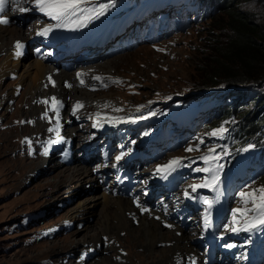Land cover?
<instances>
[{
  "label": "rangeland",
  "instance_id": "rangeland-1",
  "mask_svg": "<svg viewBox=\"0 0 264 264\" xmlns=\"http://www.w3.org/2000/svg\"><path fill=\"white\" fill-rule=\"evenodd\" d=\"M242 7H246L252 13V20L260 23L264 22V0H255L247 5L242 4L240 8ZM215 14L217 17L222 16L224 11L219 13L218 10ZM223 23V18L219 20L209 18L198 25H194L193 28L187 31L175 33L172 41H169L164 46L165 53L157 52L149 45H141L119 56H113L115 58L110 57L116 64L113 72L131 77L137 81L138 86L136 88L138 93H129L127 91L133 81H130L128 85L114 86L107 91L92 93L95 96H102L112 92L117 101L128 103L150 100L157 96L159 91L175 93L177 91L186 92L190 90L200 75L208 76L209 72L206 71L207 68H205L204 62L211 63L213 57L217 56L216 51L222 43L226 42L227 36L231 32L230 27L225 26ZM213 24H223L224 26L222 25L220 29H216L212 35H209L206 30L211 29ZM21 27L28 34L29 27ZM6 52V50L0 52V60L1 57L3 58L6 55ZM30 60L29 55H26L25 62ZM16 81L17 77L10 78V75L3 77L0 84V97L4 96L6 90L11 89ZM260 92H264V90L262 89ZM14 100L15 103L4 101L0 105V119L2 120L0 126V264H69V261L66 262L65 260V257H68L67 253L71 256V258L69 257L71 261L80 255L82 249L88 248L89 246L86 245L90 244V242L94 244L93 240L80 242L77 246H73V250H71L72 240L74 238H83L88 233V225L91 224L90 232L97 230L101 206L96 204L99 215H90L86 223L87 226L75 235V230L73 229L78 225V220L76 219L75 227L71 231L63 230L52 239L42 238L40 241L33 242L32 235L38 227V229H41V227L45 228L51 224L61 223L64 218L71 219L68 216L74 210L73 206L93 193L90 190L93 184L85 183L83 191L80 188H74L70 191L73 195L62 198L65 194L63 193L65 187L64 183L61 182L65 177L58 176L59 172L81 163L77 160L74 163L63 165L52 161L48 164L45 163L48 168L44 167L41 172V165L38 164L42 160V155L32 157L29 155V150L33 144L37 143L39 138H47L46 136L50 134L48 124L42 120V108H40L41 112L36 115H40V117H36L38 121H35V116H30L35 122L30 121L32 125L28 124L30 125L28 128L24 127L27 124H23L22 121L24 117H28L31 103H37L42 98L40 96L32 99V96L25 90L24 86L21 89V93L17 96L15 95ZM8 105L13 108L10 112L8 111L10 109ZM154 111L155 108H151L148 113ZM156 116L160 118L161 114ZM37 122L40 123V126L35 129L40 131L42 128L45 129L43 132L46 136H35L33 130H35L34 124ZM240 132L241 134L244 133V131ZM29 140L31 141L28 142ZM184 154H188V152L181 155ZM67 172L69 173V170ZM56 184H58L57 187ZM99 188L102 189L100 185H97L94 189L99 191ZM53 192H57L58 199L52 196ZM68 197H71L73 201L59 212H55L60 203L66 201ZM41 208L48 211L45 218L32 224L27 229L14 227L22 220L23 213ZM256 215L255 212L248 213L247 220H251ZM64 222L49 228V231H54L58 226L63 225ZM176 228L177 226H173L168 229L174 231ZM178 231L175 230V234L181 235ZM120 235L121 237H126L125 243L122 241L114 242V238H111V240L108 237L109 244H114L113 250H104L103 253L100 250L87 264H105L104 255L107 256L109 264H155L151 258L145 257L144 259L137 254L143 253L144 248L134 245L131 236L127 235L126 230H120ZM105 236L104 234L102 239ZM192 237L196 241L198 234H192ZM259 239L264 242V238ZM163 243H171V241ZM81 245H84V248L79 251ZM181 262V264H184L182 259Z\"/></svg>",
  "mask_w": 264,
  "mask_h": 264
},
{
  "label": "bare ground",
  "instance_id": "bare-ground-1",
  "mask_svg": "<svg viewBox=\"0 0 264 264\" xmlns=\"http://www.w3.org/2000/svg\"><path fill=\"white\" fill-rule=\"evenodd\" d=\"M24 35H27V33L23 27H18L12 23L0 24V52L2 50L7 51L6 55L3 58L1 57L0 60V84L1 79L5 76H17V81L15 85L12 86L11 89H7L5 95L0 97V105L4 101L10 102V99H14L15 93H17L19 86H25V90L30 94V96H32V99L34 97H39L40 95L58 91H61L65 94H70L75 98L81 97L84 100H87V102L91 103H93V101H96L98 97H100V95L95 96L92 92L88 91L87 89H84L83 86L65 89L63 85L57 84L56 87L49 88V90H46L44 88V85L47 81L46 75L47 73L53 70L54 66L52 64L46 62L45 59L39 57L31 58L29 62H25L26 56L22 58L17 57L13 59L12 53L15 54V49H13V42L17 38ZM121 54L122 53H119L113 56L116 57ZM98 66L104 72H113L114 68H116L115 61L112 58L110 59V57L94 66L95 74H99V71L97 69ZM88 75L89 74H87V76ZM63 77L69 78V75L65 74L61 78ZM113 95L114 94L112 92H109L108 95H102L101 97L115 99ZM9 106L10 105H8V108H10ZM40 108L41 107H39L36 103H31V110L28 112L29 115L28 117H24V119L28 120L30 119V116H35L36 119V115L41 112ZM35 121L38 120L36 119ZM29 126L30 125L28 124L24 125V127L27 128ZM37 126H40L39 122L34 124V129L38 128ZM44 130L45 129L43 128L41 129V131ZM33 131L35 132L36 136L41 135L40 130L35 129ZM71 132L74 133L75 129H72ZM38 165H41V172L44 170V167L48 168V166L43 161H40ZM67 170H69V173L67 172ZM58 176L65 177V179H63L61 182L64 183L65 187V191L63 192L65 194L64 196H62V198H64L65 196L67 197L73 195V193H70V191L74 188H80L81 191H83L85 188V183L93 184L90 188L93 193L83 198L76 205H74V210L69 213L70 215L68 217H71V219L78 220V222H80V225L84 224L82 229L78 225L76 226V228L73 229L75 230L74 235L87 226L86 223L88 222L90 215L96 214L98 216L99 214H101L98 219L99 227L97 228V230L95 229L94 231L92 230L90 232L89 228H91V224L88 225V233L84 235L83 238H74V240H72L71 250H73V246H77L80 242H87L93 240L94 244H91L90 242V244L86 245L89 246V248L91 246H95V244L99 240L103 243L105 242L104 239H102V236L104 234L107 235L110 239L114 238V242L122 241L125 243L126 237H121L120 230H126L127 235H130L132 238V243L134 245H139L144 248L143 253H137L140 257L144 259L145 257H149L152 261H154L155 264H181L182 257L185 256L187 252L195 248V245L191 241L193 237L189 235L188 232L183 231L181 235L175 234V230L181 229L176 228L174 231H172L168 228H165L161 224V220H165L164 218L158 221L153 216L150 217L148 213H145L143 215L139 214L138 226L135 225L133 223V219L129 217V214L132 212V210L136 209L131 205V199L128 197H120L113 196L112 194H107L104 192V190L100 188L99 191L94 189V175L91 173V169L88 165L76 164L73 167H69L66 170L60 171ZM57 186L58 184H56V187ZM52 196L57 199L59 198L57 192H53ZM96 204L101 206L99 214L98 209L96 208ZM127 211L129 212V214L127 213ZM64 221L68 222L70 221V219L68 220L66 218ZM168 241H171V244L169 246L167 244L163 245V242ZM113 246L114 244H109V242L108 245H106L105 247L103 245V247L101 248L102 253L104 250H113ZM82 248H84V245L80 246L79 251ZM103 260H106L105 264H109L106 255L103 256Z\"/></svg>",
  "mask_w": 264,
  "mask_h": 264
},
{
  "label": "trees",
  "instance_id": "trees-1",
  "mask_svg": "<svg viewBox=\"0 0 264 264\" xmlns=\"http://www.w3.org/2000/svg\"><path fill=\"white\" fill-rule=\"evenodd\" d=\"M252 1L255 0H211L214 12L199 23L209 18H223V24L230 27L231 32L226 42L216 51L217 56L213 57L211 63L204 62L208 76L200 75L190 90L177 91L175 94L189 95L198 91L226 88L230 93L220 90L219 95L231 98V103L220 108L216 117L236 113L241 119L239 130L244 131L243 137L247 139L255 136L264 142V92H260L264 90V22L252 20V13L246 7L240 8L242 4L247 5ZM218 10L219 13L224 11V14L215 16ZM223 24H213L206 31L212 35ZM217 125L216 120L210 124L211 127ZM259 183L264 185V176Z\"/></svg>",
  "mask_w": 264,
  "mask_h": 264
},
{
  "label": "snow or ice",
  "instance_id": "snow-or-ice-1",
  "mask_svg": "<svg viewBox=\"0 0 264 264\" xmlns=\"http://www.w3.org/2000/svg\"><path fill=\"white\" fill-rule=\"evenodd\" d=\"M10 0H0V13L4 12L6 4H8ZM12 2L19 4L21 0H12ZM23 2H28V0H23ZM33 4L36 5L38 11L40 13H43L44 15L50 17L51 19L57 21L56 24H48L44 28L40 29L37 32V35L41 36H47L54 28H61V27H69L70 25H74L75 27L79 28L84 26L85 20H91L98 18L100 15L104 13V11L107 10L108 5H100L99 7L93 6L91 9L84 7V5L89 3V0H31ZM20 12H27L29 9L25 7H19L18 9ZM87 13V15H84ZM75 18V19H74ZM9 22V19L7 15H0V24H7ZM23 45L17 41L16 42V48L21 49ZM20 53L17 52V55ZM96 80H101V77L97 76L95 77ZM54 83V82H53ZM81 83L83 84L84 81L81 80ZM70 87V85H69ZM51 101L54 104L53 111L57 112L58 116V106L60 105V101L56 99V97H51ZM44 103H48V100L43 101ZM151 103V102H150ZM78 107H82L78 103ZM143 107V106H140ZM150 115H155V113H149ZM47 115V113H45ZM140 118H146V117H140ZM134 122V121H133ZM54 129H49V131H53ZM227 129L220 127L218 129L213 130L212 132L208 133L210 136H219L225 133ZM147 134V133H145ZM51 143H56V141H51ZM204 141L200 140V144H203ZM249 148L254 147V145H249ZM199 149V144L194 147H188L186 151L192 152L197 151ZM248 149H244V151H247ZM215 152V148H209L208 154L202 155L199 157V159L203 160L206 164H208V167L203 168H196L194 169L196 172H203V173H209L210 176H205L203 178V181L201 183H194L190 185L191 193H195L200 188H210L214 191H219L218 185L220 183V170L223 168V165H219L216 162L220 159V154L217 153L216 155H211ZM125 153L122 151L120 155H117L115 159L117 161H120ZM184 158L176 157L168 161L166 164L158 165L156 168V173L160 174L162 178L167 179V176L171 174V172L176 170L177 166L181 165V161ZM191 193L185 191V196H191ZM239 195L242 198H246L243 200V203L247 205L249 202H251L252 207H244V208H236L234 210L235 213H238L240 216H247L250 212H255L257 215L253 217L251 220H245L246 227H231L232 232H238V231H250L253 228L258 227L259 225H264V187H260L258 189H252L249 192H240ZM194 198V197H193ZM203 203L207 205L206 209V216H205V227L208 226L207 224V212L208 209L212 206V201L208 200L207 198H204ZM144 211H148V209H143ZM159 219V217H157ZM237 223V221L234 218V224ZM168 227H171V225H167ZM234 245H227V247H233Z\"/></svg>",
  "mask_w": 264,
  "mask_h": 264
}]
</instances>
